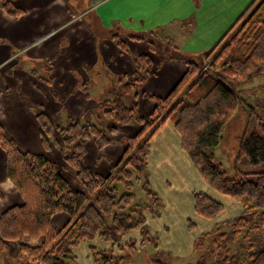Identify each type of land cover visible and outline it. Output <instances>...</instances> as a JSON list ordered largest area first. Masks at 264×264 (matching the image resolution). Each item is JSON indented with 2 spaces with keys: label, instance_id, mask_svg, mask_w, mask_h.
Wrapping results in <instances>:
<instances>
[{
  "label": "trees",
  "instance_id": "1",
  "mask_svg": "<svg viewBox=\"0 0 264 264\" xmlns=\"http://www.w3.org/2000/svg\"><path fill=\"white\" fill-rule=\"evenodd\" d=\"M3 8L12 15L23 12L13 0L5 1ZM133 38L146 39L150 52L160 59H174L187 65L186 72L167 95H148L154 102L151 114L140 112L138 100L141 85L153 66L151 55L145 53L134 57L133 74L120 76V89L111 92L114 96L98 104L102 109L98 113L103 119L101 126L90 120L93 110L87 112L86 118H72L65 125L53 124L42 112L37 115L44 146L48 149L56 145L57 131L66 166L76 170V180L83 189L72 187L59 164L44 154L21 151L0 125L6 172L23 198L21 204L11 205L0 214L1 242L4 246L8 242L16 243L25 264H79L75 248L96 237L110 244L107 250L90 246L98 264L130 260L145 243V235L150 234L147 213L160 214L161 199L150 181L142 178L151 139L170 121L180 135L182 150L203 181L243 209L231 221L229 230H222L216 224L210 232L202 233L194 245L206 244L208 251L191 264H264V169L237 171L230 177L214 162L211 153L222 128L244 103L239 91L222 78L245 81L264 74V0H253L212 48L210 68L185 60L179 48L169 40L158 38L156 33L152 32L150 38ZM114 40L123 51L128 50L119 34L114 35ZM162 45L177 50L174 54L163 53L159 50ZM133 91V99L129 100L128 94ZM256 118L264 129V119L258 115ZM125 125H133L137 131L122 140L126 147L123 160L113 165L108 175L93 171L85 160L89 141L94 140L101 150L114 142L117 127ZM237 157L253 165L264 164V137L257 132L245 135L239 143ZM142 181L148 200L144 205L134 202L135 185ZM193 196L194 211L201 218L213 219L224 210L223 203L206 192L196 191ZM59 212L70 216L62 229L53 223ZM194 226L189 220L188 228ZM134 232H139L140 241L131 237ZM27 236L36 242H25Z\"/></svg>",
  "mask_w": 264,
  "mask_h": 264
},
{
  "label": "crops",
  "instance_id": "2",
  "mask_svg": "<svg viewBox=\"0 0 264 264\" xmlns=\"http://www.w3.org/2000/svg\"><path fill=\"white\" fill-rule=\"evenodd\" d=\"M13 1L23 10L20 15L9 14L3 8L4 2L0 4V125L21 151L44 154L59 164L63 176L74 188L81 190L76 170L66 166L59 133L55 132L56 145L48 149L44 146L38 113L49 116L55 125H65L72 118L83 119L89 110L95 113L90 120L97 118L102 111L98 104L114 96L111 92L119 86L120 76L136 71L134 57L149 53L152 72L141 85L138 100L140 112L151 114L154 102L148 95H167L182 78L187 65L174 59H160L150 52L146 39L133 38L143 35L131 32L157 30L163 32L162 38H170L171 44L179 36L202 38L208 34L217 39L226 28L218 26L219 23L232 22L253 0ZM189 20L216 25L194 29L191 34L184 23ZM115 34L125 41L127 51L116 44ZM136 131L133 125L118 126L114 142L101 150L94 140L89 141L87 165L108 175L111 167L123 160L126 147L122 140ZM147 167L151 187L165 202L160 214L150 218L155 220L157 230H154L160 232L159 243L166 250L190 252L195 236L189 233L192 229L188 228L191 220L188 216L199 219L194 211L193 193L203 191L214 199L219 193L215 195L208 189L182 150L180 135L170 121L151 139ZM22 202L21 194L7 175L6 154L0 146V214ZM69 219V214L59 212L53 223L62 229ZM176 228H184V237L174 232ZM24 241L36 242L28 236ZM101 243L95 241L97 245ZM91 244L82 243L86 248ZM14 245L17 244L8 242L4 246L0 240V264H25L19 246L15 249ZM81 247L75 250L79 264H97L87 256L84 246L82 253Z\"/></svg>",
  "mask_w": 264,
  "mask_h": 264
},
{
  "label": "rangeland",
  "instance_id": "3",
  "mask_svg": "<svg viewBox=\"0 0 264 264\" xmlns=\"http://www.w3.org/2000/svg\"><path fill=\"white\" fill-rule=\"evenodd\" d=\"M5 1L7 0H0V4L1 2H5ZM237 18L238 17L234 18L233 19L234 21L232 20V22H229L227 24L219 23L218 26H224L226 28L221 33V36L217 37V39H215L214 37H208V34L207 35L205 34L207 37H202V38H198L194 36L192 37L179 36L173 39L172 45L174 47L179 48L178 50L182 54L185 60L186 59L194 60L202 66L205 65V68H207L208 66H210V63L214 57V55L210 56V52L212 48L218 43V41L232 26V24L235 22ZM184 23L186 28L190 29L191 34L194 29L197 28L202 29L208 26L214 27V25H216L215 23L200 24L193 22V20L191 21L189 20V22H184ZM131 33L143 35L144 37L147 38H150L152 36L151 31H145V30H139L138 32H131ZM153 33H156L158 38L160 39L163 36V32L159 31L158 33L157 30L154 31ZM162 39L169 40L170 38H162ZM159 50L160 52L163 53L168 52L170 54H174V52L177 49L174 48L169 49L167 45H162V47H160ZM219 65L220 64H218L215 68H218ZM222 80L229 87L239 91L244 103H241L239 105V108L237 109L233 117L222 128L219 142L211 149V153L213 154V160L216 164H219L221 169H223L226 172L227 176L230 177H233L237 171H242V172L262 171L264 169V164L253 165L250 164L244 158L239 160L237 156H238L239 143L245 135H249L252 132H257L258 134L264 137V129L259 125L256 118V115H258L264 119V74L251 77L250 79H247L245 81H239L234 78H228V77H223ZM116 88L117 90L120 89V87L118 86ZM134 92L135 91L128 94L129 100L133 99L132 96ZM92 122L101 126L103 124V119L99 118L98 116L97 118L92 119ZM142 179L143 181L151 180L150 170L148 167L146 168L144 177ZM143 181L140 184H136L134 188V193L136 195L134 202L141 205H144L148 202L146 192L142 187ZM198 182L200 183L199 180ZM71 186L74 187L72 184ZM208 189L211 190L215 195L218 194L216 191L211 189L210 186ZM215 198L218 199L224 205V210L219 216L213 219H205V218L203 219L201 217H199V219L196 218L194 219V217H192L191 215L188 216L191 219L190 221L194 223L195 225L194 228L198 229V231H193V229L189 231L191 235L195 236V242L202 235L200 232L202 231H205L204 233L210 232L213 226H215L216 224L220 225L222 230H229L231 227V221L237 215L241 214L243 210L239 203H237L236 201H234L229 197L219 194V196H215ZM164 203L165 202L163 200L162 201L159 200L158 209H160V211L164 206ZM154 217L155 216H152L151 214L147 213V218H149L152 226L150 222H148L151 228L148 225L150 234L145 235L146 238L145 243L142 244L141 247L135 250V253L132 255L130 260L121 259L118 261L119 264H158L159 261L155 260V258L160 260L161 264H191V263H195L199 259L200 255L208 251L206 244H202V245L198 244L196 246L194 245L193 249L190 252H186L184 250L182 252H175L174 250H166L165 248H163L164 246L162 247L161 246L162 244L159 243L160 232L155 231L157 230V226L153 224L155 220L150 219ZM183 230L184 228H182V230L176 228L174 232H178V234H180L182 238L184 237L182 236ZM131 237L136 239L137 241H140L139 232H134L131 235ZM96 240L102 242L101 243L102 245L95 244ZM87 241L91 242L93 244V245L91 244L93 247H96L101 250H107L110 248L109 243L102 241L98 237H96L92 240H86L81 242L80 245L75 248V250L78 247H81L82 243ZM17 246L18 245H14L15 249H17ZM83 246L85 247V245H82L80 249L82 250V253L84 251ZM89 248L88 247L86 248L87 256L90 258V260H92L93 256ZM80 256L83 257V255ZM77 259L79 261L78 257ZM96 263L98 264V262ZM92 264L95 263L93 262Z\"/></svg>",
  "mask_w": 264,
  "mask_h": 264
}]
</instances>
